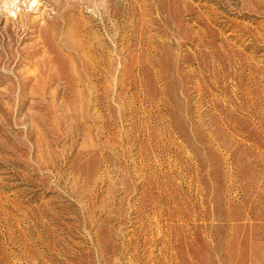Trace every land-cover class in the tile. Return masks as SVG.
<instances>
[{
  "label": "rangeland",
  "instance_id": "rangeland-1",
  "mask_svg": "<svg viewBox=\"0 0 264 264\" xmlns=\"http://www.w3.org/2000/svg\"><path fill=\"white\" fill-rule=\"evenodd\" d=\"M0 264H264V0H0Z\"/></svg>",
  "mask_w": 264,
  "mask_h": 264
}]
</instances>
